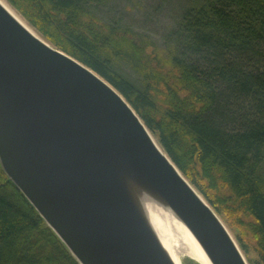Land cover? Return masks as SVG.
<instances>
[{
    "label": "trees",
    "instance_id": "16d2710c",
    "mask_svg": "<svg viewBox=\"0 0 264 264\" xmlns=\"http://www.w3.org/2000/svg\"><path fill=\"white\" fill-rule=\"evenodd\" d=\"M5 1L124 98L264 264V0H176L160 44L104 17L115 0ZM0 264H77L1 168Z\"/></svg>",
    "mask_w": 264,
    "mask_h": 264
},
{
    "label": "water",
    "instance_id": "95a60500",
    "mask_svg": "<svg viewBox=\"0 0 264 264\" xmlns=\"http://www.w3.org/2000/svg\"><path fill=\"white\" fill-rule=\"evenodd\" d=\"M11 8L0 0V168L73 260L175 264L149 221L158 206L208 264H248L124 98Z\"/></svg>",
    "mask_w": 264,
    "mask_h": 264
},
{
    "label": "rangeland",
    "instance_id": "374dc122",
    "mask_svg": "<svg viewBox=\"0 0 264 264\" xmlns=\"http://www.w3.org/2000/svg\"><path fill=\"white\" fill-rule=\"evenodd\" d=\"M176 9V0H115L107 7L103 8L102 12L104 13L103 16L108 18V20L113 19L121 21L132 30L147 34L153 41L160 44L163 37L172 29L171 27L176 16ZM12 10L19 16L14 9ZM23 21L28 25L25 20ZM28 26L32 31L43 38L30 25ZM229 231L235 238V232L230 229ZM247 257L251 261L256 260V256L252 251H250ZM180 261L181 264H191L194 262L189 257L185 256L181 257Z\"/></svg>",
    "mask_w": 264,
    "mask_h": 264
},
{
    "label": "bare ground",
    "instance_id": "6f19581e",
    "mask_svg": "<svg viewBox=\"0 0 264 264\" xmlns=\"http://www.w3.org/2000/svg\"><path fill=\"white\" fill-rule=\"evenodd\" d=\"M147 211L150 224L175 264H180L183 256L197 263L208 264L187 231L168 211L158 206L150 207Z\"/></svg>",
    "mask_w": 264,
    "mask_h": 264
}]
</instances>
